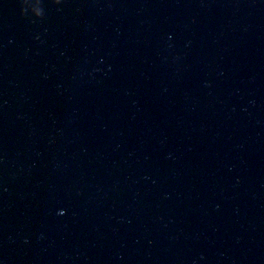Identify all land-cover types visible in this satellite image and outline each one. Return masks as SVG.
<instances>
[{"label": "water", "instance_id": "obj_1", "mask_svg": "<svg viewBox=\"0 0 264 264\" xmlns=\"http://www.w3.org/2000/svg\"><path fill=\"white\" fill-rule=\"evenodd\" d=\"M0 264H264V0L1 55Z\"/></svg>", "mask_w": 264, "mask_h": 264}, {"label": "clouds", "instance_id": "obj_2", "mask_svg": "<svg viewBox=\"0 0 264 264\" xmlns=\"http://www.w3.org/2000/svg\"><path fill=\"white\" fill-rule=\"evenodd\" d=\"M28 2V0H22V6L24 5V4H26Z\"/></svg>", "mask_w": 264, "mask_h": 264}]
</instances>
